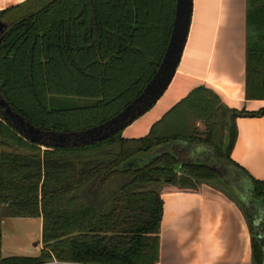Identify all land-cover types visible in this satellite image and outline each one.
Returning a JSON list of instances; mask_svg holds the SVG:
<instances>
[{
	"label": "trees",
	"instance_id": "16d2710c",
	"mask_svg": "<svg viewBox=\"0 0 264 264\" xmlns=\"http://www.w3.org/2000/svg\"><path fill=\"white\" fill-rule=\"evenodd\" d=\"M175 4L27 0L0 11L6 24L0 32V96L42 133L70 134L109 121L155 75ZM245 88L247 100H264V0L247 5ZM237 116L215 91L199 86L142 138L124 139L121 130L92 144L53 148L29 142L0 112V219H41L38 256L0 255V264H156L164 185L192 190L207 184L243 207L250 223L261 214L264 233V180L230 160ZM177 143L210 153L154 155ZM221 165L245 175L238 195L222 182ZM252 240L255 264H262L264 251Z\"/></svg>",
	"mask_w": 264,
	"mask_h": 264
},
{
	"label": "crops",
	"instance_id": "0c3cea01",
	"mask_svg": "<svg viewBox=\"0 0 264 264\" xmlns=\"http://www.w3.org/2000/svg\"><path fill=\"white\" fill-rule=\"evenodd\" d=\"M25 1L0 0V11ZM248 2L192 0L187 39L173 78L153 106L121 131L122 138L146 136L174 105L205 86L238 115L230 160L252 179L264 180V100H247L245 88ZM197 127L204 130L201 123ZM175 145L186 153L193 149L208 154L202 146ZM160 195L163 208L156 264H255L250 222L243 207L223 192L207 184L192 190L164 185ZM9 219L13 218L3 217L1 223ZM34 249L40 251V241ZM0 255L21 257L14 247L5 251L2 230Z\"/></svg>",
	"mask_w": 264,
	"mask_h": 264
},
{
	"label": "water",
	"instance_id": "95a60500",
	"mask_svg": "<svg viewBox=\"0 0 264 264\" xmlns=\"http://www.w3.org/2000/svg\"><path fill=\"white\" fill-rule=\"evenodd\" d=\"M191 13L192 0H176L175 16L170 39L155 75L146 85L143 92L121 113L109 121L91 129L70 134L42 133L39 129L26 122L22 117L11 110L1 96L0 112L4 116V119L11 123L20 135L29 142L33 144H41L42 146L57 148L88 145L116 134L123 130L126 125L132 121L136 114L139 115L142 109L155 103L166 90L175 74L183 52L191 22ZM5 25V22L0 21V32ZM165 151H171L175 155H178L181 152L179 146L168 144L156 148L154 155ZM227 175L231 178L230 184L234 186L237 191H241V182L238 181V183L237 180L240 178L244 179V175L239 170L233 168H231ZM249 203L250 201H246V207L249 206ZM259 207H264V205ZM258 217V220L252 219L250 228L252 231V238L256 241L261 250L264 251V233H262L260 229L261 224H263V216L259 214Z\"/></svg>",
	"mask_w": 264,
	"mask_h": 264
},
{
	"label": "rangeland",
	"instance_id": "374dc122",
	"mask_svg": "<svg viewBox=\"0 0 264 264\" xmlns=\"http://www.w3.org/2000/svg\"><path fill=\"white\" fill-rule=\"evenodd\" d=\"M200 130V128H199ZM201 131V130H200ZM184 152V149H182ZM210 153L209 150H207ZM212 160V159H211ZM220 170L223 175V183L229 185L232 188L233 195H238L234 186L230 184L231 178L227 175L230 172L231 168L228 165H221ZM241 182V188L244 186V179L240 178L237 182ZM239 183V182H238ZM0 219V228L2 230V245L5 251H8L9 248L16 249L18 254L21 257H35L38 256L39 251L34 249V243L38 244L40 241V224L41 221L39 218H13L9 219L7 222L1 223ZM3 256L6 257V252L3 253Z\"/></svg>",
	"mask_w": 264,
	"mask_h": 264
}]
</instances>
